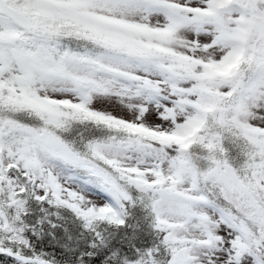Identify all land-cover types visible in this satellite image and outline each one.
<instances>
[{
    "label": "snow or ice",
    "instance_id": "obj_1",
    "mask_svg": "<svg viewBox=\"0 0 264 264\" xmlns=\"http://www.w3.org/2000/svg\"><path fill=\"white\" fill-rule=\"evenodd\" d=\"M0 264H264V0H0Z\"/></svg>",
    "mask_w": 264,
    "mask_h": 264
}]
</instances>
